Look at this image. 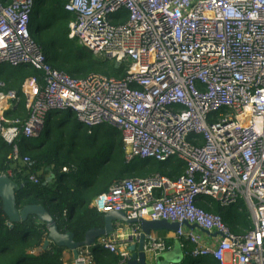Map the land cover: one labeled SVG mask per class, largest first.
<instances>
[{
    "label": "built area",
    "instance_id": "obj_1",
    "mask_svg": "<svg viewBox=\"0 0 264 264\" xmlns=\"http://www.w3.org/2000/svg\"><path fill=\"white\" fill-rule=\"evenodd\" d=\"M34 6V0H0V65L40 72L21 85L22 118H7L20 97L0 89L8 159L32 166L16 142L40 137L54 112H71L88 129L111 127L126 162L176 158L185 170L176 180L116 182L93 201L98 212L176 223L175 238L192 245L193 259L264 264V0H67L68 37L123 67L120 79L52 69L32 37L39 28L30 24ZM29 180L38 183L35 175ZM202 197L222 206L242 201L252 229L234 235L221 217L196 206ZM184 223L217 233L214 244L202 246ZM117 224L99 244L128 264L129 245L142 230L137 223L124 237ZM165 248L145 236L144 250L154 257ZM79 262L93 263L90 248L78 249Z\"/></svg>",
    "mask_w": 264,
    "mask_h": 264
},
{
    "label": "trees",
    "instance_id": "obj_2",
    "mask_svg": "<svg viewBox=\"0 0 264 264\" xmlns=\"http://www.w3.org/2000/svg\"><path fill=\"white\" fill-rule=\"evenodd\" d=\"M67 0H34L30 24L39 27L32 35L40 47L47 64L74 78L98 74L120 79L123 67L115 68L108 60L102 61L90 51L68 37V24L72 14L64 10ZM40 72L31 67L12 68L0 65L2 91H14L20 100L15 109L6 112L7 118L24 117L21 85ZM90 130V131H89ZM42 139L21 136L16 145L20 157L32 161L29 168L8 156L12 147L0 137V175H6L16 185V207L40 205L54 220L62 234H73L81 242L90 229L104 227V214L92 203L114 183L160 175L172 180L184 174V165L176 158L165 162L134 159L125 161L124 145L120 134L108 126L88 129L81 125L71 112H58L49 121ZM66 169V171H63ZM35 175L38 183L29 180ZM47 177L52 180L46 185ZM196 206L207 213L218 215L230 231L242 236L252 229L250 214L242 201L233 206H222L208 198L199 199ZM2 210L0 200V264H65L64 248L50 244L42 250L47 238L46 226L34 216L13 224ZM185 243L188 257L177 264H218L212 257L193 259L191 245ZM92 264H118L115 255L95 244L90 249Z\"/></svg>",
    "mask_w": 264,
    "mask_h": 264
},
{
    "label": "water",
    "instance_id": "obj_3",
    "mask_svg": "<svg viewBox=\"0 0 264 264\" xmlns=\"http://www.w3.org/2000/svg\"><path fill=\"white\" fill-rule=\"evenodd\" d=\"M52 180V177H47L45 185ZM17 187L10 180L9 177L0 175V200L2 203V210L5 213L8 223L11 228L13 224L24 222L29 216H34L39 223L46 226L47 238L43 243L42 250L47 249L50 244L55 245L58 248H64L71 252L73 260L78 259V249L82 247L91 248L97 244L98 240L110 236L115 229L114 223H121L123 225H135L140 224L142 233L139 237L137 244L129 246L131 252V260L128 264H146V252L144 250L145 236L152 232L168 231L176 232L178 230V224L168 223L166 221H147L144 219L128 220L123 213L110 212L104 214V227L102 229H90L85 232L84 239L81 242H75L73 234H62L58 231V228L48 214V212L40 205H27L18 210L16 207V193ZM187 229L194 230L197 227L195 225H189L184 223ZM215 236L217 233L214 234ZM131 241V238H129ZM82 264V263H77Z\"/></svg>",
    "mask_w": 264,
    "mask_h": 264
},
{
    "label": "crops",
    "instance_id": "obj_4",
    "mask_svg": "<svg viewBox=\"0 0 264 264\" xmlns=\"http://www.w3.org/2000/svg\"><path fill=\"white\" fill-rule=\"evenodd\" d=\"M114 226H118L117 223H114ZM186 228V227H185ZM121 234L126 237L131 233L130 225H121ZM200 239L202 246H212L215 242L214 234H209L201 230L194 229L192 230ZM155 236L157 239L163 240L165 243V250L159 252L157 257H154V254L146 252V264L149 262L151 264H177L181 263V261L188 257L187 253H185V243L182 240H178L175 238L173 232L168 231H157L150 233ZM137 244V241L130 243L129 246ZM189 244V243H188ZM191 245V244H189ZM192 247V245H191ZM193 248V247H192ZM173 256L171 259L169 257ZM191 257V256H189ZM168 259V260H166ZM63 261L65 264H75L71 252L65 249L63 252Z\"/></svg>",
    "mask_w": 264,
    "mask_h": 264
},
{
    "label": "rangeland",
    "instance_id": "obj_5",
    "mask_svg": "<svg viewBox=\"0 0 264 264\" xmlns=\"http://www.w3.org/2000/svg\"><path fill=\"white\" fill-rule=\"evenodd\" d=\"M44 135H45V133H44V131H43V133L41 134V136L39 137L40 139H42L43 137H44ZM173 256H171V257H169L168 259H171ZM168 259H166V260H168ZM147 264H151V263H147Z\"/></svg>",
    "mask_w": 264,
    "mask_h": 264
},
{
    "label": "clouds",
    "instance_id": "obj_6",
    "mask_svg": "<svg viewBox=\"0 0 264 264\" xmlns=\"http://www.w3.org/2000/svg\"><path fill=\"white\" fill-rule=\"evenodd\" d=\"M4 176H6V175H4ZM105 238V237H104ZM99 241L100 240H98V242H97V245H99V246H101L100 244H99ZM102 247V246H101ZM91 249V248H90ZM104 250V249H103ZM106 251V250H105ZM108 252V251H107ZM111 254V253H110ZM113 255V254H112Z\"/></svg>",
    "mask_w": 264,
    "mask_h": 264
},
{
    "label": "bare ground",
    "instance_id": "obj_7",
    "mask_svg": "<svg viewBox=\"0 0 264 264\" xmlns=\"http://www.w3.org/2000/svg\"><path fill=\"white\" fill-rule=\"evenodd\" d=\"M57 112H54L52 115L56 114Z\"/></svg>",
    "mask_w": 264,
    "mask_h": 264
}]
</instances>
